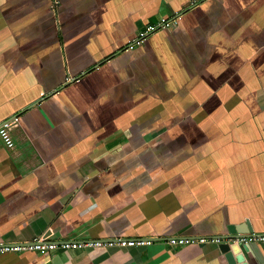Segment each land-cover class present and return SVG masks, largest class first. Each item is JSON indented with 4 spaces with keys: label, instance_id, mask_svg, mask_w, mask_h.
Instances as JSON below:
<instances>
[{
    "label": "crops",
    "instance_id": "crops-1",
    "mask_svg": "<svg viewBox=\"0 0 264 264\" xmlns=\"http://www.w3.org/2000/svg\"><path fill=\"white\" fill-rule=\"evenodd\" d=\"M241 225L264 264V0H0V244L112 242L0 264H228L167 240Z\"/></svg>",
    "mask_w": 264,
    "mask_h": 264
},
{
    "label": "built area",
    "instance_id": "built-area-1",
    "mask_svg": "<svg viewBox=\"0 0 264 264\" xmlns=\"http://www.w3.org/2000/svg\"><path fill=\"white\" fill-rule=\"evenodd\" d=\"M157 26H161L164 28H171L174 25L173 21H167L165 19H160V21L157 23ZM156 26L154 25H148L143 31H140L137 35V38L133 42V45H140L143 43L146 35L154 31ZM17 124V119L14 118L12 121L5 122L2 124L1 127L4 129H10L12 126ZM264 241V236L260 238ZM194 242L192 239H185V238H170L167 240V243L176 245V244H186ZM198 242H202V240H199ZM112 243V242H111ZM111 243H104L101 241H94V242H60V243H48L45 242L42 238H34L31 241H28L24 244H17V245H3L0 244V252H21V251H30V252H38V253H50L57 249H69V248H77V249H83L88 247H101L106 244ZM148 242L143 240H128V241H119L117 242L118 245L121 246H134L139 245L143 246L146 245Z\"/></svg>",
    "mask_w": 264,
    "mask_h": 264
},
{
    "label": "water",
    "instance_id": "water-1",
    "mask_svg": "<svg viewBox=\"0 0 264 264\" xmlns=\"http://www.w3.org/2000/svg\"><path fill=\"white\" fill-rule=\"evenodd\" d=\"M252 230L249 228V230L246 229L245 226H233L228 228V235L221 236V237H208V238H196L192 239L194 241H206V240H212V241H218L219 245L218 248L222 254H224V257L228 264H237V259L235 257V254L243 249H245L244 245L239 243V241H243L244 239H250L252 238ZM238 259H242V257H237Z\"/></svg>",
    "mask_w": 264,
    "mask_h": 264
}]
</instances>
